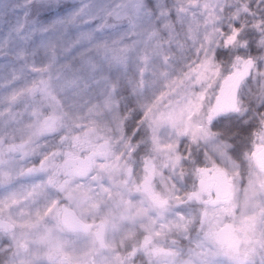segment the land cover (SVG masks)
I'll list each match as a JSON object with an SVG mask.
<instances>
[{
	"label": "snow or ice",
	"instance_id": "1",
	"mask_svg": "<svg viewBox=\"0 0 264 264\" xmlns=\"http://www.w3.org/2000/svg\"><path fill=\"white\" fill-rule=\"evenodd\" d=\"M0 264H264V0H0Z\"/></svg>",
	"mask_w": 264,
	"mask_h": 264
}]
</instances>
